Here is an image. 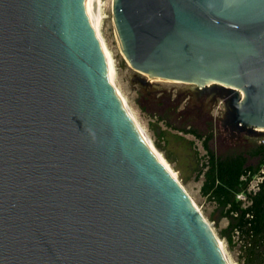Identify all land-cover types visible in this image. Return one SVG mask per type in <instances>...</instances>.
I'll return each instance as SVG.
<instances>
[{
	"label": "water",
	"instance_id": "1",
	"mask_svg": "<svg viewBox=\"0 0 264 264\" xmlns=\"http://www.w3.org/2000/svg\"><path fill=\"white\" fill-rule=\"evenodd\" d=\"M113 12L135 70L230 89L234 124L264 129V0ZM0 264H227L111 85L86 0H0Z\"/></svg>",
	"mask_w": 264,
	"mask_h": 264
},
{
	"label": "rangeland",
	"instance_id": "2",
	"mask_svg": "<svg viewBox=\"0 0 264 264\" xmlns=\"http://www.w3.org/2000/svg\"><path fill=\"white\" fill-rule=\"evenodd\" d=\"M101 1L104 16L101 32L115 65V85L138 124L166 162L168 170L182 184L193 204L223 241L231 262L264 264V246L254 249L248 239L230 231V221L225 216L227 208L223 209L215 199L202 194V170L208 155L203 140L184 132L181 127L190 117H194L197 120L196 126L202 129L204 122H213L218 139L210 144L212 148L218 146V153L223 155L249 151L264 143V129L246 127L239 134L232 135L228 124L229 113L232 111L230 89L213 83L201 87L182 82L151 80L135 70L120 43L114 23V0ZM222 89L228 96L213 95L214 90ZM185 108H188L187 113L180 115ZM257 161V158L251 159V163ZM238 198L245 200L243 195Z\"/></svg>",
	"mask_w": 264,
	"mask_h": 264
},
{
	"label": "trees",
	"instance_id": "3",
	"mask_svg": "<svg viewBox=\"0 0 264 264\" xmlns=\"http://www.w3.org/2000/svg\"><path fill=\"white\" fill-rule=\"evenodd\" d=\"M197 93L201 94V91ZM225 90H214V96H226ZM228 96V94H227ZM179 106L177 105L178 109ZM185 108L180 115L187 113ZM232 109V108H231ZM232 111H230L231 113ZM229 113L228 124L232 135L244 131V127L234 124ZM200 124V122H199ZM193 117L183 122L181 129L202 139L208 158L202 174L204 182L202 194L215 199L229 218L228 229L237 232L248 239L251 247L258 249L264 246V143L256 145L249 151H236L229 154L218 153V146L211 147V142H217L213 122H204L203 129L196 126ZM257 158L256 163H251ZM263 177L256 191L250 190L257 177ZM243 195L245 200L239 199Z\"/></svg>",
	"mask_w": 264,
	"mask_h": 264
},
{
	"label": "bare ground",
	"instance_id": "4",
	"mask_svg": "<svg viewBox=\"0 0 264 264\" xmlns=\"http://www.w3.org/2000/svg\"><path fill=\"white\" fill-rule=\"evenodd\" d=\"M114 2H115V0H114ZM114 2H113V5H114ZM102 3L103 2L101 0H86V9H87V13H88V16L90 18L92 27H93V29H94V31L96 33V36L98 37V39H99V41H100V43L102 45L103 51H104L105 56H106V59H107V76H108V79H109L111 85L116 90V92H117V94H118V96H119V98H120V100H121V102H122V104L124 106V109L126 110V112H127L128 116L130 117V119L133 121V123H134V125H135L138 133L142 137L143 141L148 146V148L152 151V153L155 155V157L158 159V161H160V163L168 170V168L166 166V162L158 154V152L156 151V149L154 148V146L152 145V143L150 142V140L148 139V137L145 135L144 131L142 130V128L138 124L135 116L133 115V113L131 112L130 108L128 107L126 101L122 97V94H120V92L118 91V89H117V87L115 85V81H114L115 73H116L115 72V65H114L113 58H112V56L110 54V51L107 48V45L105 43V40H104V38L102 36V32H101V27H102V23H103V19H104V16H103V13H102L103 12L102 11ZM119 39H120V37H119ZM120 43H121V40H120ZM149 78L151 80L172 81V80H164V79H158V78L155 79V78H151V77H149ZM174 82H179V81H174ZM211 83H213V82H209V84H211ZM241 95L244 97V93L243 92H241ZM258 129H263V128H258ZM170 174H171V172H170ZM206 222L208 223L207 220H206ZM208 225L211 227V225L209 223H208ZM212 231L214 233V236H215V239H216V241L218 243V246L220 247V249H221V251H222V253L224 255V258L226 259L227 264H233L231 262V259L229 258L228 254H227V251L225 249V245H224L223 241L216 235V233L214 232L213 228H212Z\"/></svg>",
	"mask_w": 264,
	"mask_h": 264
},
{
	"label": "built area",
	"instance_id": "5",
	"mask_svg": "<svg viewBox=\"0 0 264 264\" xmlns=\"http://www.w3.org/2000/svg\"><path fill=\"white\" fill-rule=\"evenodd\" d=\"M262 174H264V170L262 171ZM262 180H263V177H261V176L257 177L256 180L254 181V183H252V186H251L250 190L256 191L258 189V184L260 182H262Z\"/></svg>",
	"mask_w": 264,
	"mask_h": 264
}]
</instances>
